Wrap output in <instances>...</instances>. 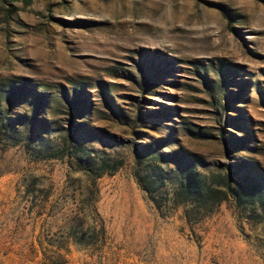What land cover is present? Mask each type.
I'll list each match as a JSON object with an SVG mask.
<instances>
[{
  "label": "rangeland",
  "instance_id": "374dc122",
  "mask_svg": "<svg viewBox=\"0 0 264 264\" xmlns=\"http://www.w3.org/2000/svg\"><path fill=\"white\" fill-rule=\"evenodd\" d=\"M76 157L108 162V240L66 264H264V0H0V264L62 245ZM184 162L258 189L188 222L168 200ZM145 173L168 178L161 210Z\"/></svg>",
  "mask_w": 264,
  "mask_h": 264
},
{
  "label": "trees",
  "instance_id": "16d2710c",
  "mask_svg": "<svg viewBox=\"0 0 264 264\" xmlns=\"http://www.w3.org/2000/svg\"><path fill=\"white\" fill-rule=\"evenodd\" d=\"M11 94L14 93L12 86L10 87ZM13 96V95H12ZM178 151L169 155L171 159L178 157ZM77 167H70L74 172H80L84 175L86 181L85 194L83 195L82 211H77L71 217H67V223L62 228V245H49L43 248L40 245L44 257V264H66L69 262L67 256L70 253L71 244L78 247V249L90 248L95 252H100L107 244L108 236L104 221L97 213L96 202L99 194L97 180L110 171L105 169L108 162L103 160L95 167L92 161L86 162L76 157ZM183 167L180 169L177 178L174 180L175 188L173 189L172 196L168 199L173 205H181L187 207L185 218L188 222H192V218L198 220L206 215H209L218 204H221L229 197V193L235 195L237 199L243 198V195L251 198L254 196V190L258 189L256 185L245 187L246 193L238 194L236 188H232L231 180L234 178V171L229 166L230 174L225 176L212 175L207 176L202 172L193 169L186 162L182 163ZM93 165V166H92ZM93 167V168H92ZM95 167V168H94ZM117 169V168H116ZM136 181L139 187L148 194L149 200L153 205L161 210V203L155 196L157 189L160 187L159 183L165 182V178L151 177L149 173L144 175H136ZM221 177V180L220 178ZM219 178V179H218ZM80 179V178H78ZM57 254L55 258L48 256L52 253ZM64 252L60 254V252Z\"/></svg>",
  "mask_w": 264,
  "mask_h": 264
}]
</instances>
